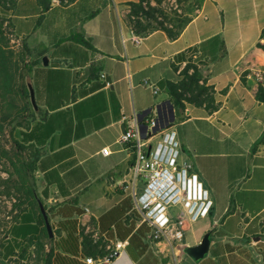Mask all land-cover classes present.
Segmentation results:
<instances>
[{
	"label": "crops",
	"instance_id": "obj_1",
	"mask_svg": "<svg viewBox=\"0 0 264 264\" xmlns=\"http://www.w3.org/2000/svg\"><path fill=\"white\" fill-rule=\"evenodd\" d=\"M23 1L15 3L5 20L10 33L22 39L29 50L28 61H41L32 73L36 72L31 86L37 109L27 130L30 139L24 145L28 155L37 158L34 178L43 205L56 214L74 198L83 215L88 210L87 217L94 225L98 217L128 197L125 187L133 157L118 143L122 120L153 107L159 111L172 107L159 84H176L182 79V72L178 73L182 62H175V57L219 36L227 54L208 65L200 82L213 89L217 111L185 104L182 119L174 124L182 158L191 162L212 201L207 217L184 223L181 243L182 248L195 246L210 232L207 255L198 262L181 257L178 264H264V106L250 94L254 77L249 76L243 85L237 70L264 29V0H203L177 39L170 40L157 30L140 36L139 44L133 43L134 33L127 23L128 4L138 0H74L64 4L56 0L43 21L56 7L67 12L62 22L51 25L68 33L76 29L89 41L94 52L88 51L84 67L69 59L51 58L52 48L63 38L45 47L42 54L31 52L29 35L39 32L41 26L31 25L22 31V22L27 23L28 17L16 14ZM30 1L41 10L36 0ZM92 12L95 15L88 18ZM44 56L47 67L42 64ZM54 63L65 73L41 69H50ZM94 64L100 66L108 86L83 97L82 90L95 82L87 74V68ZM145 81L160 88L157 98L143 86ZM173 114L177 118L174 108ZM103 149L107 155L102 154ZM166 246L161 242L147 247L138 262L124 250L104 264H157L148 253ZM85 257L91 256L81 260Z\"/></svg>",
	"mask_w": 264,
	"mask_h": 264
},
{
	"label": "trees",
	"instance_id": "obj_2",
	"mask_svg": "<svg viewBox=\"0 0 264 264\" xmlns=\"http://www.w3.org/2000/svg\"><path fill=\"white\" fill-rule=\"evenodd\" d=\"M17 1L0 0V8L8 3L11 6L10 11ZM73 1L60 0V3ZM164 1L138 0L136 3L128 4L127 23L136 35L146 37L154 31L161 30L170 40H175L192 21L203 2V0H175L182 13L177 15L176 12H171L172 14L167 16L164 13ZM36 2L41 7L40 18H42L51 8L52 0H36ZM152 3L155 6H152ZM94 15L95 12H92L88 18ZM5 21L0 17V137L5 139V143L0 144V162L3 163L1 170L7 178L0 187L5 189L2 194L16 196L17 203L13 205L16 214L3 235H0V264H8L17 258L24 259L30 246L40 243L41 233H44L45 237L49 236L39 206L43 203L37 193L34 178L37 158L33 154L28 155L27 147L24 145L30 139L27 130L36 112L30 101L28 86L31 85L32 76L33 79L35 77L36 72L34 71L32 75L33 70L41 65V61H28L30 52L24 43L18 51H14L8 45V33L3 28ZM69 34V40H62L52 48L51 58L69 59L73 65L84 67L89 61L88 51L94 52V50L89 41L85 40L76 29L71 30ZM226 54L223 40L219 36H214L175 57L177 63L187 62L182 71V79L176 84L162 82L159 85L168 95L178 120L182 119L185 104L203 107L210 112L217 111L218 105L215 104L213 89L201 85L200 82L203 71L208 65L224 58ZM256 67L264 72V29L253 48L237 64L240 82L243 85L251 76L249 70ZM54 68L55 73H65V70L59 69L58 63L52 64L50 69H41L51 71ZM190 69L192 72L188 73ZM100 71V66L96 64L87 68V74L94 77L95 82L88 89L82 90L83 97L106 86L98 77ZM250 94L255 101L264 106V84L256 82L250 89ZM35 103L37 106L36 100ZM174 122L171 125H174ZM37 127L38 124L32 126L31 135ZM43 194L44 197L47 196L46 190H43ZM43 209L46 213L53 212V209H47L44 205ZM82 214L83 211L77 206L74 198L57 209L54 218H58V221L54 226L52 225V229L56 227L59 235L50 240L52 248L50 253L46 254L52 259V264H86L81 260L86 255L93 259L105 255L104 244L101 241L93 243L88 237L83 236L80 242L77 217ZM136 221L131 199L125 197L98 217L97 225L95 222L94 225L97 226L99 234H105L108 239L127 240L125 251L132 261L138 262L147 252V245L143 243L142 237L148 228L145 224L136 227ZM208 233L210 236L211 233Z\"/></svg>",
	"mask_w": 264,
	"mask_h": 264
},
{
	"label": "built area",
	"instance_id": "obj_3",
	"mask_svg": "<svg viewBox=\"0 0 264 264\" xmlns=\"http://www.w3.org/2000/svg\"><path fill=\"white\" fill-rule=\"evenodd\" d=\"M3 28L12 46L21 48L22 39L10 33L6 21ZM132 41L139 44L141 38L134 33ZM186 64L182 62L179 65L178 73L183 71ZM191 72L192 69L188 71ZM252 76L260 78L261 72L254 71ZM98 77L108 86L104 73L100 72ZM143 86L149 88L155 98L161 92L159 87L148 81ZM122 123L125 131L118 143L133 157L125 189L136 214V227L145 224L148 228L142 237L148 248L162 242L173 249V244L182 243L184 239V223L207 217L212 201L191 162L182 158L183 151L175 125H171L170 107L163 111L152 108L142 116L134 113L124 118ZM102 154L107 155L106 150L103 149ZM87 212L85 209V214L79 220L80 241L83 236L93 243L101 241L105 255L98 259L85 257L83 262L104 264L116 259L125 250L127 241L108 239L105 234H99L97 226L87 217Z\"/></svg>",
	"mask_w": 264,
	"mask_h": 264
},
{
	"label": "rangeland",
	"instance_id": "obj_4",
	"mask_svg": "<svg viewBox=\"0 0 264 264\" xmlns=\"http://www.w3.org/2000/svg\"><path fill=\"white\" fill-rule=\"evenodd\" d=\"M52 3L55 4V0H52ZM152 6H155V4L152 3ZM10 8L11 6H9L8 3L5 4V6H2L0 8V17L6 19L5 17L9 13ZM163 8H164V13L167 16H170V14H172L171 12H176L177 15H181L182 13L178 7V3L175 0H165L163 2ZM54 9L55 10L50 12V14L47 16L46 20L43 21V18H40L42 12L41 10H39L37 4L35 2L34 3L31 2L30 0H24L19 10L17 11L18 14L15 13L17 16L27 15L28 17L27 23L22 22L23 23L22 31L26 32L28 27L31 25L33 28H38L39 26H41L39 32H36L34 35H29V47L32 53L42 54L43 51L45 50V47L52 46L55 43V40L58 38H63L62 40H69L68 38L70 32L68 33L65 29H56L54 28L53 24L51 25L52 22L55 23L62 22L65 19L63 15H68V14L63 10L62 7H56ZM42 21L43 23L41 25ZM8 45L11 46L14 51H18L20 49V48L19 49L14 48L12 44L9 42V40H8ZM254 71L261 72V70H259V68L257 67L249 70L251 75H253ZM254 79L256 82L264 84V72H261L260 78L255 77ZM178 121L179 120L175 118L174 123H178ZM4 140L5 139L3 137H0V144H4L5 143ZM2 167H3V163L0 162V185L7 178V175L1 170ZM4 191L5 189L0 187V235L1 236L3 235V233L6 230V227L9 225L10 221L12 220V217L16 214L13 205L17 203L16 196L4 195L2 194V192ZM34 209L36 208L34 207ZM53 213L54 212L46 213V216L51 226V231L53 236L51 238L49 236L45 237L43 233L40 237V243L31 245L28 254L24 259L17 258L16 260H11L10 262H8V264H52V259H49L46 256V254L50 253L52 248V242L50 240L56 238L59 235L56 228L52 229V225L54 226L56 223ZM173 245H174L173 249H171L168 246L164 248H157V249L155 248L154 251L153 250L149 251L148 254L151 257L156 258V261L158 262L157 264H178L179 259H181V257H187V256L184 255L183 253L181 243L173 244Z\"/></svg>",
	"mask_w": 264,
	"mask_h": 264
},
{
	"label": "water",
	"instance_id": "obj_5",
	"mask_svg": "<svg viewBox=\"0 0 264 264\" xmlns=\"http://www.w3.org/2000/svg\"><path fill=\"white\" fill-rule=\"evenodd\" d=\"M42 64H43L44 67L48 66L49 62H48V58L47 57H43L42 58ZM28 89H29V95H30L31 104L34 107V109H37V106H36V103H35V95H34L33 87L31 85H29ZM149 111L150 110L148 109V110L142 112L140 114V116L148 113ZM170 111H171V121L174 122V118L175 117H174V114H173V108L172 107H170ZM124 131H125V126L122 123L121 132L124 133ZM39 206H40L41 213H42V216H43V219H44V222H45V227H46L47 233H48L49 237L51 238L53 235H52L50 223H49L48 218L46 216L45 210L43 209V205L40 203ZM209 245H210V236H209V233H206L202 237L201 241L197 245L186 247L183 250V253L192 262H198V261L202 260L205 257V255H207L208 250H209Z\"/></svg>",
	"mask_w": 264,
	"mask_h": 264
}]
</instances>
